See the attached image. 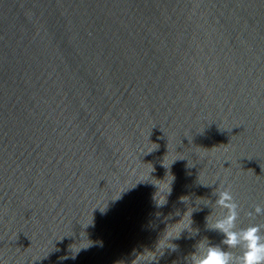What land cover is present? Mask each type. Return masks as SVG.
<instances>
[{
  "label": "water",
  "instance_id": "95a60500",
  "mask_svg": "<svg viewBox=\"0 0 264 264\" xmlns=\"http://www.w3.org/2000/svg\"><path fill=\"white\" fill-rule=\"evenodd\" d=\"M223 189L264 225V0H0V264H188Z\"/></svg>",
  "mask_w": 264,
  "mask_h": 264
},
{
  "label": "clouds",
  "instance_id": "9594fccd",
  "mask_svg": "<svg viewBox=\"0 0 264 264\" xmlns=\"http://www.w3.org/2000/svg\"><path fill=\"white\" fill-rule=\"evenodd\" d=\"M217 207L225 210L215 223L212 230L223 234L224 239L219 245L208 242H200L196 251L191 253L188 264H264V225L249 224L246 227H238L240 208L230 189L216 192ZM255 215L264 216V206L256 205ZM253 217V212L247 214ZM240 249L237 255L232 249Z\"/></svg>",
  "mask_w": 264,
  "mask_h": 264
}]
</instances>
